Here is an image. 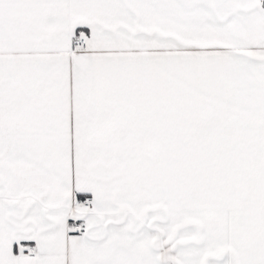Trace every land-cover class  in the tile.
Returning <instances> with one entry per match:
<instances>
[{"label": "snow or ice", "instance_id": "6c2138e0", "mask_svg": "<svg viewBox=\"0 0 264 264\" xmlns=\"http://www.w3.org/2000/svg\"><path fill=\"white\" fill-rule=\"evenodd\" d=\"M0 264H264V0H0Z\"/></svg>", "mask_w": 264, "mask_h": 264}]
</instances>
